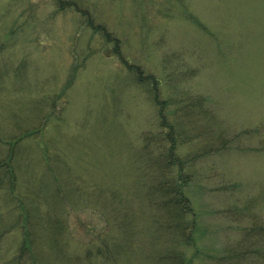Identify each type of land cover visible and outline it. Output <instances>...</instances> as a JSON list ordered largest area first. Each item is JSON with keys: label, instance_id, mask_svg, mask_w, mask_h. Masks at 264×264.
Listing matches in <instances>:
<instances>
[{"label": "rangeland", "instance_id": "374dc122", "mask_svg": "<svg viewBox=\"0 0 264 264\" xmlns=\"http://www.w3.org/2000/svg\"><path fill=\"white\" fill-rule=\"evenodd\" d=\"M0 53V66L9 68L0 80V135H18L48 115L44 129L17 149L16 191L0 189V225L12 230L0 243V259L12 257L22 240L26 211L19 201L38 189L48 199L62 184L47 174L46 154L53 166L61 164L62 189L78 199L68 210L81 219L90 217L86 210H103L117 185L138 205L144 195L138 160L161 150L158 139L167 129L159 127L153 88L136 84L126 62L162 80L168 123L186 127L184 97H202L213 113L207 123L193 117L202 135L195 138L189 125L179 149L198 219L187 256L197 253L195 264H219L248 227L264 225V0H0ZM215 133L227 146L199 156ZM40 207L47 212L45 203ZM72 215L68 224L78 225ZM131 234L112 246L119 260L93 254L81 264H150L151 242ZM62 246L72 255L59 253L58 244L56 256L46 259L74 264L88 249L75 237ZM260 248L249 253L253 264H264Z\"/></svg>", "mask_w": 264, "mask_h": 264}, {"label": "trees", "instance_id": "16d2710c", "mask_svg": "<svg viewBox=\"0 0 264 264\" xmlns=\"http://www.w3.org/2000/svg\"><path fill=\"white\" fill-rule=\"evenodd\" d=\"M94 28L104 34L107 41H112L110 35L104 32L101 27ZM126 64L132 71V77L136 84L147 87V89L153 88L151 92H153V103L158 107L159 127L162 130L167 129V133L164 135L162 132L158 139L161 150L158 153L145 152L139 158L140 161L138 160V163H141L139 169L142 172L139 184L144 194L141 195L138 205H133L131 201L128 203L123 194L126 189L117 185L110 191L111 195H107L108 197L103 201L101 206L103 210L99 212L86 210V212H91L90 217L87 220L81 219L75 210L73 213L68 210L70 205L78 206V199L73 198L76 193L74 190L62 189L65 181L63 177L59 176L60 173H63L60 169L61 164L53 166L51 161L53 157L46 154L44 160L47 164V174L52 177L55 185L57 184L55 179L62 181V184L60 187L56 186V191L52 190L46 197L48 199L44 198L45 201L40 196L41 192H45L41 189L36 190L38 193L30 197H23L19 201V205L21 204L26 211L22 213L25 218V222L22 224V240L12 257L1 258L0 264H58L51 263L46 257H50V255L53 257V249L58 244L59 253L72 255L65 252V247L62 245L68 241V238L73 239L74 237L82 240V243H86L88 246L84 256L74 255L76 257L74 264L90 260L93 254L103 255L107 261H114V258L119 260L120 256L114 253L112 246L123 242L131 233L133 240L136 238L139 241L144 240V245H147V241L151 242L146 249L150 264H195L197 253L187 256L185 248L195 245L194 233L198 227V219L189 196L192 180L186 173L188 162L181 158L179 149L184 144L183 136L188 133L189 125H194L193 117H197L199 120L203 119L207 123L212 121L211 114L213 113L205 110L202 97L189 96L192 97L190 99L184 97L182 98L185 100L182 105L184 114L180 117L185 119L186 127L180 123L176 124V122L168 123L164 113L165 105L159 98L158 91L162 80L153 75L144 74L142 69H136V65H130L128 62ZM5 69L9 72V68L0 66V80L7 77ZM14 76L16 81L21 80L19 69H15ZM170 100L171 103L174 101ZM47 120L48 115L44 121L47 123ZM44 121L42 120L38 126L31 124L27 127L28 129H18V133H20H17L18 135H13V133L6 138L0 135V189L5 192L7 190L14 193L16 186H19L18 176L13 171L16 166L14 163L17 161L15 158L17 149H20L23 139L32 137L44 129L46 125V123L43 124ZM203 127L208 133L207 125ZM194 131L195 138H200L202 134L199 129L197 131L196 125H194ZM213 136L214 139L206 142L205 147H202L199 156L221 153L227 146L221 133H215ZM54 156L56 159L62 158L56 153ZM42 187L47 188L44 180ZM105 192L106 188L102 187L101 194L105 195ZM11 200L12 198L7 201L11 202ZM40 203L47 205V212L42 210ZM15 211H17L16 208L12 209L10 215L17 216ZM72 214L77 215L78 225L68 224ZM9 228L7 224L0 225V232L6 230L0 233V243L5 235L10 233L11 229ZM97 236L99 241L95 242ZM65 239L66 241H64ZM153 242L157 244L156 247H152ZM137 244L134 243L133 247L136 248ZM162 244L166 249L165 253L164 250L163 253L160 251ZM261 245L264 246V225H254L252 229L248 227L242 241L236 246L226 249V255L219 264H253L249 253H261ZM246 247L248 248L246 249ZM93 249L96 252H93ZM59 264H65V262L62 261Z\"/></svg>", "mask_w": 264, "mask_h": 264}]
</instances>
